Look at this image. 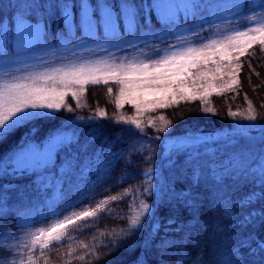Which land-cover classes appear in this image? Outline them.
<instances>
[{"label":"snow or ice","instance_id":"obj_1","mask_svg":"<svg viewBox=\"0 0 264 264\" xmlns=\"http://www.w3.org/2000/svg\"><path fill=\"white\" fill-rule=\"evenodd\" d=\"M247 5L253 10L243 14ZM12 7L10 21L5 24L0 19V143L20 129L27 128V131L16 147L0 156V180L30 178L36 190L47 191L55 186L58 195L45 201L48 210L41 211L38 218L27 223L17 222L24 229L22 234L5 232L6 237L16 241L4 247L8 256L14 255L11 261L5 257V264H36L33 254L37 249L44 252L53 244L61 246L70 230L74 232L97 222L98 213L105 212L109 202L121 201L133 191L136 195L130 200L126 227L111 230L112 244L98 242L80 246L89 258H99L94 251L97 246L115 251L123 246L120 241L144 232L140 246L145 251L153 247V241L159 236L155 247L161 250L160 264H168L170 260L175 264H187L189 260L191 264H248L249 257L257 255L264 262V239L254 233L238 242L232 233L227 238L232 243L225 251L218 250L215 236L210 235L213 248L208 258L201 251L191 259L185 248L194 229L212 226L220 230L218 222L210 225L201 221L202 194L193 191L205 180L199 160L206 138L189 134L184 138L168 137L162 143L163 155L170 166L173 157L185 155L184 174L191 181L188 187L177 189L174 182L148 167L141 174L144 177L141 184L134 189H121L119 194L105 197L93 207L86 206L89 197L81 198L77 194L69 199L64 190L65 179L77 170L81 175L92 171V159L98 178H108L114 162L124 159L123 151L113 153L105 161L101 159L102 150L82 162L80 155L87 152L88 145L81 143L80 123L70 120L61 121L42 139H36L40 130L38 121H55L61 110L71 113L69 97L78 108L85 106L89 86L101 84L116 86L114 104L118 111L125 105L134 109L132 117L120 114L114 118V124L133 126L134 135H143L145 126L156 127L157 131L168 130L171 121L163 115L159 116L158 127L156 120L149 118L145 122L140 117L178 106L180 102L199 100L205 114L215 115L210 98L237 93L242 88L239 77L244 62L241 58L256 46L264 53V0H95V3L92 0H27ZM153 16L161 28L154 27ZM77 30L81 33L79 37ZM53 33L55 39L50 43ZM107 92L111 96L113 88L108 87ZM245 102L248 107L243 113L229 109L231 117L239 116L249 123L236 124L228 142L236 138L253 141L256 137L250 133L259 132V140L264 143V124L254 123L257 112L247 94ZM92 115L99 120L108 118L106 110ZM106 143L110 151L111 142ZM128 147L129 155L140 154L141 162L153 159L155 149L151 144L137 147L133 142ZM136 166V161L125 160L116 182L122 184L132 178L130 170ZM209 176L215 189L210 198L211 211L222 209L230 226L248 228L264 223V208L253 207L264 200V149L250 166L237 163L223 170L213 167ZM154 177L157 178L155 185ZM227 181L253 184L256 190L233 201L231 193L224 190ZM12 187L4 185L5 193ZM145 195L154 197L151 203L144 199ZM7 207L6 197L0 196V221L7 215ZM179 207L187 209L192 219L178 223L176 216L171 215L161 223L158 213L162 208L176 212ZM243 208L251 211L238 220V210ZM108 218L123 217L109 214ZM173 232L184 235L176 240L169 235ZM137 264H147L144 252Z\"/></svg>","mask_w":264,"mask_h":264},{"label":"trees","instance_id":"obj_2","mask_svg":"<svg viewBox=\"0 0 264 264\" xmlns=\"http://www.w3.org/2000/svg\"><path fill=\"white\" fill-rule=\"evenodd\" d=\"M27 2V0H15V1H0V16L3 9H7L8 14L13 15V7L18 4ZM95 3V0H92ZM9 8V9H8ZM55 23V20L53 21ZM152 24L155 28L161 26L157 21L155 16L152 17ZM60 30L63 32V26ZM80 31L77 30L76 35H79ZM81 34V33H80ZM55 39L54 33L49 37V42H53ZM254 53V58H253ZM243 71L240 74V80L242 83V88L238 89L237 95H242L243 91L250 93L253 91L256 96H262L263 101L260 102V106L256 105L257 102L254 101L252 104L256 108L257 120L254 122L256 124H264V80L254 81V77L258 74L264 75V53L260 51L259 46L249 51V54L242 57ZM250 61V63H249ZM254 70V71H253ZM249 77L251 79L249 80ZM112 87L113 92L111 96L107 92V88ZM117 89L115 85H99V86H89L86 98H84L83 107L78 108L71 97L67 99L69 106L73 108L71 113L61 110L57 114L56 120L51 122L38 121L39 132L37 133L36 139H42L44 135L51 129L57 127L61 121L70 120L73 122L80 123L79 128L81 143L88 145L87 152L81 153L80 160L83 162L86 159L92 158L93 153L100 154L101 159L107 161L111 158L113 153H118L123 151L124 159L114 162V167L108 178H98V173L95 168V161L92 159L91 167L92 171L81 175L79 170H77L70 177L65 179L64 190L68 194L69 199L77 194L83 197H89L90 199L86 203L87 207H93L99 201H102L105 197H109L113 194H119L121 189L124 188H135L143 182L144 177L141 175L143 171L151 167L154 170H158L161 175L167 179L169 182H174L177 189L188 187L191 181L185 175V170L187 169V163L185 155H180L178 158L173 157V163L170 166L165 158L158 159L153 158L148 162H141L140 154L129 155V145L133 142L140 145H145V139L141 137H136L126 129L122 124L115 127V131L111 133L103 129L99 123L97 117L92 114L100 110H106L107 119L104 120H114L117 115L123 114L124 116L130 117L134 116L135 112L131 106L125 105L123 109L117 110L114 104V98L116 97ZM225 95V94H224ZM223 96L213 95L210 99L211 102L221 101ZM220 113H222L219 110ZM204 113L202 111V105L199 100L195 102H180L178 106L173 105L166 109H158L155 112H150L140 117L142 121H147L149 118L156 120L157 127L160 124L159 116L163 115L166 120L171 121V127L166 131H157L156 127L149 128L155 137H160L156 141V148H163L162 143L168 137H172L175 134L187 133L189 131H196L201 137L206 138V143L200 148L202 155L200 156L199 163L204 169L205 180L201 183L199 187L193 189V191L202 194L203 203L199 210L201 221L208 222L210 225L213 222H218L220 225V230L217 231L214 227L209 226L205 228H196L193 230V236L186 242L185 248L189 253L191 259H195L197 255L203 251L205 258H208V253L213 248V241L209 239V236H215V244L219 251H225L231 245L232 241L227 238L235 233L236 241H240L250 234L254 233L255 236L260 239H264V223H260L256 227L249 226L248 228H241L239 226H230V221L224 218L222 209H217L215 212L210 210V198L213 191V181L210 179L209 170L216 164L217 170H223L224 167H230L237 163L242 165H248L254 161H257L261 155V150L264 149V143H261L259 136L261 133L255 132L250 133V135H255L256 139L253 141H247L242 138H236L232 143L228 142V137L233 134V128L236 124H248L249 121L231 117L232 124L229 128L218 129L215 131H207V129L198 123L188 122L186 119L194 118L196 114ZM220 113H216L211 117L217 119ZM192 114V115H191ZM239 117V116H238ZM79 118H83L80 120ZM239 121V122H237ZM27 131V128L20 129L11 135L5 142L0 143V156L9 150L16 147L19 144L22 135ZM172 134V135H171ZM226 134L218 140L213 139V135ZM120 137L117 140V137ZM176 137V136H174ZM212 137V138H211ZM91 138V140H90ZM237 141V143H235ZM106 142H111L110 151H107L109 144ZM216 147L215 151H211L212 147ZM211 150H210V149ZM209 149V150H208ZM143 155H147L145 152ZM162 157V155H160ZM165 157V156H164ZM127 159H132L137 162V166L133 167L130 171L132 178L126 179L124 183L118 184L117 178L121 175V170L124 168V161ZM249 161L251 163L249 164ZM153 185L157 183V178L154 177L152 181ZM12 185V189L5 193L4 185ZM227 187L225 191L231 193V198L233 201L242 199L244 196L249 194L251 191L256 190L253 184H241L239 182L227 181ZM27 186V187H25ZM143 191V189H141ZM56 189L53 186L47 191L36 190L30 183L29 179L24 180H0V196H5L7 199L8 207L5 209L7 215L0 221V261L4 254V239L6 238L5 232L12 233L16 230V224L20 219V214L30 209L34 203L41 202L45 205V201L55 195ZM58 194V193H57ZM136 193L133 191L130 196H124L121 201L109 202L105 212L98 213V220L95 223H90L87 227L77 231H69L68 237L61 241V246L53 244L48 250L40 252L39 249L35 251L34 259L36 264H137V259L140 257L141 253L144 252L147 264H160L161 250L155 247L156 242L159 240V236L153 241V247L150 250L145 251L140 245L144 239V232L129 236L126 240L120 241L123 245L118 250L110 251L108 247L97 246L94 251L99 255L98 259H91L87 253L80 247L81 245H92L94 243L102 242L104 245H111L113 242V236L111 234L112 229L117 231L120 228L126 227V221L129 212V204L132 196ZM154 197L145 195L144 199L149 203L152 202ZM253 207L264 208V200L259 201ZM251 211V209L249 208ZM247 212H243L240 215V219ZM109 214L111 216H120L122 219H109ZM158 215L161 217V223L171 215H175L179 222H185L192 219L189 211L183 207H179L176 212H171L168 208H162ZM237 217V219L239 220ZM147 223V221H145ZM173 228L176 225L172 226ZM99 233H102L99 234ZM163 234V233H161ZM176 240H180L184 233L183 232H173L169 234ZM224 237V242H220V239ZM130 245H135L133 248H129ZM170 251H175L174 249ZM247 254V250H243ZM84 256V260L79 258ZM191 260L187 262L190 264ZM168 264H175L174 260L168 261ZM248 264H264L260 260V256L257 255L255 258L249 257Z\"/></svg>","mask_w":264,"mask_h":264},{"label":"bare ground","instance_id":"obj_3","mask_svg":"<svg viewBox=\"0 0 264 264\" xmlns=\"http://www.w3.org/2000/svg\"><path fill=\"white\" fill-rule=\"evenodd\" d=\"M259 80H264V75L258 74L254 77V81H259ZM245 94H247L248 99L252 103L254 101H256L257 102L256 105H258V106H260V102L263 101L262 96H256V94L253 91H251L250 93H247V91H245V92L243 91L242 95H237L236 93H225L224 98L221 101L212 102V105L215 108V112L220 113L219 110L222 112L219 114L218 117H216L217 119L211 117L212 114H205V113L201 114L200 113V114H196V116H194V118H192V119L188 117V119H186V121L198 123L199 125L205 127L207 129V131H209V132L215 131L218 129L229 128L232 124V118L228 117L229 109H231L232 111H240L241 113H243V112H245V110L248 107L247 103L245 102ZM118 117H119V115L116 116V118H118ZM130 117H132V116H130ZM237 119H239V121H242L241 117H236L234 120H237ZM239 121H237V122H239ZM99 125L109 133H111V131H115L116 130L115 127L117 126V124H114V120H101ZM122 125H124L126 127V129H124V130H128L132 134L136 132V130L133 128V126L128 125V124H122ZM149 128H151V127L145 126L143 135H134V134L133 135L136 137H141V138L145 139V146H147L148 144H151V146L155 149V151L153 153V158L154 159L157 157H158V159L165 158V160H166L165 165H167L168 160L163 155V148H159V147L156 148V146H157L156 141H154L155 139H152L155 137V135L149 131ZM155 129L157 130V128H155ZM183 134L184 135L175 134L174 136H176V137H174V136H172V137L183 138L189 134H191L194 137L197 135L200 136L199 134H197L196 131H193V130L189 131L187 133H183ZM225 135L226 134H220V135L214 134L212 137L214 140H218L221 137H224ZM235 143H237V141ZM216 147H218V146L212 147L211 149H213V150H211L210 148L209 149L211 151H215ZM160 155H162V157H160ZM250 163H251V161H249V164ZM213 165H215V168H217L215 163H213ZM210 179H211V177H210ZM249 211H250L249 208L239 209L237 217L239 218L240 215L243 214V212H249ZM224 237H225V235L220 239L221 243L224 242Z\"/></svg>","mask_w":264,"mask_h":264},{"label":"rangeland","instance_id":"obj_4","mask_svg":"<svg viewBox=\"0 0 264 264\" xmlns=\"http://www.w3.org/2000/svg\"><path fill=\"white\" fill-rule=\"evenodd\" d=\"M2 1V0H0ZM4 1H15V0H3ZM9 9V8H8ZM253 9L251 8L250 5H247L246 8H245V11L243 14H247V12L249 11H252ZM8 10L7 9H3L1 11V16H0V19H2V22L7 24L10 19L12 18L13 15L11 14H8ZM201 15H206V13H201ZM181 23H183V21H181ZM244 22H241V25L243 26ZM161 28V26L157 27L156 29H159ZM81 34L79 33V35H76L77 37H79ZM137 35H139V32L137 33ZM51 43V42H50ZM102 54V53H101ZM111 84V83H110ZM113 85V84H111ZM117 95V93H116ZM130 106V105H129ZM194 137V136H193ZM184 138V137H183ZM58 194L56 193L55 195L53 194L52 196H50L47 200H52V199H55V197L57 196ZM47 207H46V204L43 205L41 202L39 203H34L30 209L26 210L25 212H23L22 214H20V219L19 221H21V223H27L30 219L32 218H38L41 211H47ZM24 231L23 228H20L18 227V223L16 224V230L12 233H16L17 235H20L22 234ZM10 243H16V241H13L11 239V236H7L5 239H4V245H7V244H10ZM5 257H8V260L11 261L12 259H14V255L13 256H8V253L5 251L4 254H3V257H1V261H0V264H5ZM25 259L27 257H24Z\"/></svg>","mask_w":264,"mask_h":264}]
</instances>
